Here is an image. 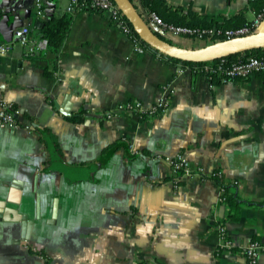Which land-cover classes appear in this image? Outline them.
<instances>
[{"label": "crops", "instance_id": "obj_1", "mask_svg": "<svg viewBox=\"0 0 264 264\" xmlns=\"http://www.w3.org/2000/svg\"><path fill=\"white\" fill-rule=\"evenodd\" d=\"M37 1L0 0V43L10 45L0 55V104L27 118L0 125V264H250L242 249L256 238L264 244V206L245 205L226 222L234 247L222 250L228 206L218 181L175 183L169 164L153 157L181 152L195 169H221L244 198L263 202L264 72L212 81L160 53L136 52L106 11H70V0H40L49 15L74 16L59 54L29 57L15 30L41 24ZM167 1L220 22L256 16L252 0ZM164 97L167 109L145 119L117 109ZM121 141L143 158L125 149L108 156ZM24 220L35 221L30 238Z\"/></svg>", "mask_w": 264, "mask_h": 264}, {"label": "trees", "instance_id": "obj_2", "mask_svg": "<svg viewBox=\"0 0 264 264\" xmlns=\"http://www.w3.org/2000/svg\"><path fill=\"white\" fill-rule=\"evenodd\" d=\"M136 6L139 8V5L137 4L136 0H132ZM141 5L149 10L157 13L163 20L169 25L173 26H182V27H188L192 29H199L202 32V35H188L191 39H198L199 40H207V43L215 42V40H222L225 37L220 35L217 36L216 34H212L210 32L213 28H220V29H229V28H237L242 26H251L252 20H247L246 17L243 16L242 13L227 19L226 22H220L217 19H210L206 15L199 13L198 11H195L193 9H186L182 5H171L167 0H140ZM252 5L255 8L256 14L262 11L264 7V0H252ZM79 10H82L84 8L91 9V10H99L97 8L91 7L89 0L82 1L80 5L78 6ZM74 14L72 12H66L61 15L52 14L49 15V13L46 14L45 18H41V24L36 27H32L31 34L35 38H45L48 42V46L46 49V53L52 52L54 54H59L62 51V48L64 46L65 40L68 37L71 24L73 21ZM127 19V18H126ZM129 23V21H128ZM130 24V23H129ZM132 28V33H134L138 38L141 44H144L151 53H159L153 48H149L138 36V34L134 31L132 25L130 24ZM162 37H165V35L158 32ZM210 37L211 40H208ZM44 55V53H41ZM164 58L176 62L181 63L182 65H189L195 69L196 67H199L201 70H193L197 74H205L207 75L212 81H218V79L226 78V79H237L229 77L225 72L228 67L232 66L234 63H241L245 61L250 56H256L259 58H264V49L254 50L251 52H247L244 54H234L225 57V61L220 59L205 61V62H185L182 60H178L175 58H171L169 56H166L164 54H160ZM205 65H214L216 68L221 67L222 69H218L217 72H207L203 69ZM264 72V70L262 71ZM13 109H17L15 106H12ZM142 119L147 118V116H154L156 114H149V113H143V114H137ZM74 120H77L76 122L82 121V117L80 115ZM47 129L42 130V132H46ZM45 139V138H44ZM125 149L127 151V155L131 157L141 158L144 155H139L141 153H134L130 150L129 144L121 141L116 142L112 146L109 147L107 150V155L111 156L115 154L118 150ZM143 158V157H142ZM51 160L49 165H51L53 162H56V160ZM172 178L174 179L175 183H181L186 176H184V172L180 171L177 174H172ZM201 179H214L218 181L221 189V195H220V203L225 204L228 206L227 214L225 218H222L219 220V225H224L228 221H237L240 219L242 209L245 205H252V206H264V201H255V200H248L243 197L241 187L239 186V183L237 179H229L223 174L221 169H215L210 174H203L200 175ZM256 241L260 240L258 238L254 239ZM261 243V242H260ZM263 246L264 244L261 243ZM264 251V248L262 249Z\"/></svg>", "mask_w": 264, "mask_h": 264}, {"label": "built area", "instance_id": "obj_3", "mask_svg": "<svg viewBox=\"0 0 264 264\" xmlns=\"http://www.w3.org/2000/svg\"><path fill=\"white\" fill-rule=\"evenodd\" d=\"M82 1L84 2L85 0H70L68 10L78 11L79 9L78 6ZM136 2L139 5V9L142 12L143 17L146 19V21L153 28L158 30V32L165 35V37L167 35H181L189 38L188 35H197V36L202 35V32L199 29L169 25L166 22H164V20L157 13L145 9L141 5L140 0H136ZM89 3L91 7L106 11L110 15L112 20L115 23H117L128 36L131 37V39L134 42L136 52L138 53L149 52V49L144 44H141L139 38L134 33H132L131 31L132 28L128 23V20L126 19L123 12L120 10V8L116 5V3L113 0H89ZM36 14L41 18H44L47 14V11L40 0H38L36 4ZM263 26H264V7L261 12L256 14L254 19L252 20L251 26H242V27L229 28V29H220L215 27L211 29L210 32H212V34H216L217 36L222 35L225 37L224 39H226V38L247 35L250 33H255L259 31V29H261ZM32 27H33L32 22L27 21L21 27L15 30L16 39L23 45L29 57H33L41 53L42 51L46 50L48 46V42L45 38H35L32 36L31 34ZM208 38H209L208 40H211L210 37ZM196 40H199V38ZM9 49H10V45L6 43H0V55L7 54ZM221 60H223L222 62H224L225 57L221 58ZM184 67L185 69H192V70L197 69L198 71L201 70L199 67L193 69V67L189 65H185ZM203 69L210 73V72H217L218 69H222V68L221 67L216 68L214 65H205ZM263 70H264V58L250 56L241 63L232 64V66L227 68L225 73L229 77L243 79L261 73ZM117 109L125 110L135 114H143V113L160 114L162 111L167 109V100L164 97L160 99L158 103L152 105L149 108H146L141 101L129 100L126 103L119 105ZM16 110L17 109H13L11 105H8L5 102L1 103L0 125L9 123L12 126H18L19 120L14 116V111ZM153 159L154 160L164 159V162L169 164L172 174H177L178 172L183 171L184 176L186 177H196V176L200 177V175L211 173V172L210 173L204 172V169L202 167H198L197 169H195L192 163L181 154L168 156L165 158L158 156V157H153ZM219 227H220L219 248H221L222 250L233 249L234 243L232 239L229 237L225 226L219 225ZM263 248L264 246L259 241L252 240L249 243H247L242 250L250 264H261L260 256Z\"/></svg>", "mask_w": 264, "mask_h": 264}, {"label": "water", "instance_id": "obj_4", "mask_svg": "<svg viewBox=\"0 0 264 264\" xmlns=\"http://www.w3.org/2000/svg\"><path fill=\"white\" fill-rule=\"evenodd\" d=\"M123 12L129 23L141 40L149 47L171 58L185 62H205L224 58L234 54H244L254 50L264 49V26L255 33L226 38L202 45L200 47H182L162 37L143 17L142 12L132 0H113ZM49 13V10H47ZM63 112L69 114L67 111ZM19 121H27L21 111H14ZM3 125L12 126L9 123ZM17 186V185H16ZM18 188H22L17 186ZM35 224L34 220H24L23 236L30 238Z\"/></svg>", "mask_w": 264, "mask_h": 264}, {"label": "rangeland", "instance_id": "obj_5", "mask_svg": "<svg viewBox=\"0 0 264 264\" xmlns=\"http://www.w3.org/2000/svg\"><path fill=\"white\" fill-rule=\"evenodd\" d=\"M216 41V40H215ZM206 43H204L203 45H205ZM208 44H209V42H208ZM198 47H200V46H198ZM127 102V101H126ZM126 102H124V103H126ZM5 103H7L8 105H10L8 102H5ZM124 103H122V104H124ZM110 115V116H109ZM116 115V113L114 112V111H109L108 112V117H113V116H115ZM156 115H158V114H156ZM30 126H28V128H29ZM177 154H181V155H183L185 158H187L189 161H190V159L186 156V155H184L183 153H181V152H179V153H177ZM177 154H175V155H177ZM174 156V155H173ZM191 162V161H190Z\"/></svg>", "mask_w": 264, "mask_h": 264}]
</instances>
